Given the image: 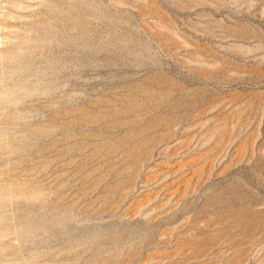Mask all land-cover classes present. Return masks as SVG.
Listing matches in <instances>:
<instances>
[{"label":"rangeland","instance_id":"1","mask_svg":"<svg viewBox=\"0 0 264 264\" xmlns=\"http://www.w3.org/2000/svg\"><path fill=\"white\" fill-rule=\"evenodd\" d=\"M0 264H264V0H0Z\"/></svg>","mask_w":264,"mask_h":264}]
</instances>
